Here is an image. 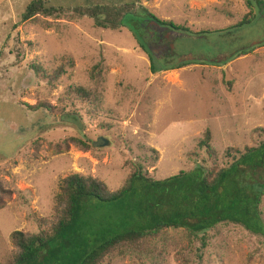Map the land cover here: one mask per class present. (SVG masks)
Returning <instances> with one entry per match:
<instances>
[{
	"label": "rangeland",
	"instance_id": "1",
	"mask_svg": "<svg viewBox=\"0 0 264 264\" xmlns=\"http://www.w3.org/2000/svg\"><path fill=\"white\" fill-rule=\"evenodd\" d=\"M30 1L0 0V264L14 255L13 232L37 234L41 221L52 218L68 176H89L118 191L134 163L155 180L203 165L198 144L206 129L219 167L228 163L227 148L262 140L253 131L264 128V3L45 0L66 14L22 23ZM251 11L255 20L236 28ZM147 16L191 33L166 28L165 46L150 45L151 32L160 30L144 23ZM95 17L111 28L96 27ZM183 62L191 65L164 71ZM34 64L50 75L65 65V73L49 82L35 74ZM77 88L96 99H76ZM38 104L51 110L32 109ZM100 138L109 146L94 147ZM210 235L202 260L199 243L192 245L186 231L168 229L102 264H264L263 238L235 225H220Z\"/></svg>",
	"mask_w": 264,
	"mask_h": 264
},
{
	"label": "trees",
	"instance_id": "2",
	"mask_svg": "<svg viewBox=\"0 0 264 264\" xmlns=\"http://www.w3.org/2000/svg\"><path fill=\"white\" fill-rule=\"evenodd\" d=\"M256 2L261 5L264 0ZM65 14V9L50 7L45 0H31L21 22ZM71 18L75 19L76 15L72 13ZM143 19L144 23L153 22L184 34L191 33L189 28L172 22L159 21L151 16ZM254 20L251 11L236 28L249 25ZM94 23L98 28H111L107 21L96 17ZM145 50L150 52L147 47ZM240 55L248 54L241 52ZM189 65V62H183L167 66L164 71ZM32 70L38 77L54 82L65 73V65L51 75L36 64ZM73 94L83 102L96 99L95 94L84 88L75 89ZM32 109L51 110V107L38 104ZM253 135L262 140L252 147L227 148L223 157L228 163L219 167V153L212 145L211 131L206 129L198 144L206 154L203 165L190 172L155 180L141 165L134 163L128 181L118 191H111L104 183L89 176L74 174L66 177L56 196L52 218L41 221L44 228L37 234L21 231L11 234L15 252L10 264H102L117 252L138 251L168 229L184 230L192 245L199 243L195 252H198L200 260L210 244V233L220 225L239 226L264 239V215L261 211L264 128L255 129ZM69 141L83 150L90 149V145L82 140L72 138ZM150 151L155 157L159 155L154 149ZM208 163H212L210 168Z\"/></svg>",
	"mask_w": 264,
	"mask_h": 264
},
{
	"label": "flooded vegetation",
	"instance_id": "3",
	"mask_svg": "<svg viewBox=\"0 0 264 264\" xmlns=\"http://www.w3.org/2000/svg\"><path fill=\"white\" fill-rule=\"evenodd\" d=\"M148 24L154 26V23L153 22H150ZM157 27H158V29L160 31L154 30V29H156V27L155 26L153 27L154 33L152 34V32H151V35L149 36V38L151 39L150 45L153 42V43H160L161 46L164 47L165 45H164L163 38L166 37L167 34L170 33V31H168V29H166L164 27H161V26H157ZM149 49H151V46H149ZM156 58H157V56H156Z\"/></svg>",
	"mask_w": 264,
	"mask_h": 264
},
{
	"label": "water",
	"instance_id": "4",
	"mask_svg": "<svg viewBox=\"0 0 264 264\" xmlns=\"http://www.w3.org/2000/svg\"><path fill=\"white\" fill-rule=\"evenodd\" d=\"M154 26L156 28H158L157 26H159V25L154 23ZM93 145L96 148H105V147H108L109 146V142L106 139H104V138H100L96 142H94Z\"/></svg>",
	"mask_w": 264,
	"mask_h": 264
},
{
	"label": "crops",
	"instance_id": "5",
	"mask_svg": "<svg viewBox=\"0 0 264 264\" xmlns=\"http://www.w3.org/2000/svg\"><path fill=\"white\" fill-rule=\"evenodd\" d=\"M174 176H176V175H174ZM171 177H173V176H171ZM170 178V177H169ZM167 179V178H166Z\"/></svg>",
	"mask_w": 264,
	"mask_h": 264
}]
</instances>
